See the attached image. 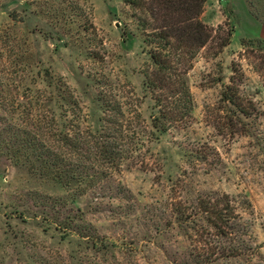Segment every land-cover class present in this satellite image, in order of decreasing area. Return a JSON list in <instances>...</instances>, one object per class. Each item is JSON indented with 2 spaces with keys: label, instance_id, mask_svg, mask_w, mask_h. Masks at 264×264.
I'll return each mask as SVG.
<instances>
[{
  "label": "rangeland",
  "instance_id": "1",
  "mask_svg": "<svg viewBox=\"0 0 264 264\" xmlns=\"http://www.w3.org/2000/svg\"><path fill=\"white\" fill-rule=\"evenodd\" d=\"M228 1L246 7L204 4L231 42L198 53L173 124L129 5L0 0V264H264V0ZM234 64L256 111L230 136L215 122ZM220 194L232 234L210 236L198 202Z\"/></svg>",
  "mask_w": 264,
  "mask_h": 264
},
{
  "label": "trees",
  "instance_id": "2",
  "mask_svg": "<svg viewBox=\"0 0 264 264\" xmlns=\"http://www.w3.org/2000/svg\"><path fill=\"white\" fill-rule=\"evenodd\" d=\"M122 1L135 10L149 46L152 68L144 72L145 83L160 108V116L170 123L181 124L186 121L192 105L186 76L194 60L202 49L218 56L230 44L232 31L225 32L222 25L214 28L202 21L206 0ZM233 73L231 83L224 86L220 97L225 114L217 116L215 122L220 134L230 136L245 133L240 116L251 117L256 111L252 100L240 93L236 81L241 79L242 73L235 64ZM198 206L214 229L207 234H232L229 222L234 216L227 194L209 195L200 199Z\"/></svg>",
  "mask_w": 264,
  "mask_h": 264
},
{
  "label": "crops",
  "instance_id": "3",
  "mask_svg": "<svg viewBox=\"0 0 264 264\" xmlns=\"http://www.w3.org/2000/svg\"><path fill=\"white\" fill-rule=\"evenodd\" d=\"M223 1H225V0H223ZM225 4L230 9V11H231V7L233 8L234 11H238V10H243V11H247V12L250 11V7H249L248 0H242V4H244V6H246L244 8H238V7H236L237 4L234 3L233 1H228ZM227 7H226V9H227Z\"/></svg>",
  "mask_w": 264,
  "mask_h": 264
},
{
  "label": "built area",
  "instance_id": "4",
  "mask_svg": "<svg viewBox=\"0 0 264 264\" xmlns=\"http://www.w3.org/2000/svg\"><path fill=\"white\" fill-rule=\"evenodd\" d=\"M221 1H223V0H221Z\"/></svg>",
  "mask_w": 264,
  "mask_h": 264
}]
</instances>
